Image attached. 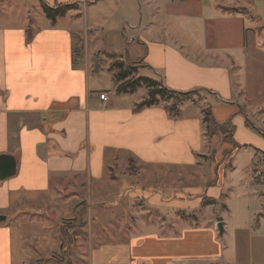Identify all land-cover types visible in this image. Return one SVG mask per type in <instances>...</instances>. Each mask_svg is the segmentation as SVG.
I'll list each match as a JSON object with an SVG mask.
<instances>
[{"label": "crops", "instance_id": "crops-1", "mask_svg": "<svg viewBox=\"0 0 264 264\" xmlns=\"http://www.w3.org/2000/svg\"><path fill=\"white\" fill-rule=\"evenodd\" d=\"M37 1L50 9L70 8L53 20L39 16L37 27L32 20L0 26V157L15 164L12 175L0 178V264H34L57 254L53 236L60 232L49 218L74 217L72 203L84 195L75 187L85 188L88 202H100V188L121 189L133 165L161 169L165 187L167 172L175 175L180 185L174 195L182 199H142L151 208L136 217L139 235L117 245H80L90 252L83 264H264V168L235 163L239 152L251 148L246 140H260L248 130L243 105L234 101L223 55L199 45L192 58L190 47L184 51L183 41L169 31V19L181 15L166 6L187 0ZM117 34L123 49L115 51ZM131 64L157 78L138 74L137 79L192 97L204 94L214 122L234 127L220 152L234 141L244 142L243 150L227 154L225 163L223 153V163L216 165L217 158L208 156L213 150L204 140L207 123L197 107H179L175 118L167 104L139 108L145 99L132 97L135 89L118 92L135 75L126 69ZM103 83L115 93L106 103L108 89L99 98L92 93ZM115 168L124 171L120 177L112 174ZM255 171L260 178L252 179ZM185 192L195 198L185 200ZM128 197V206L138 199L135 193ZM209 208L215 211L207 213ZM168 209L182 212L175 216ZM86 222L93 235L98 224Z\"/></svg>", "mask_w": 264, "mask_h": 264}, {"label": "rangeland", "instance_id": "rangeland-1", "mask_svg": "<svg viewBox=\"0 0 264 264\" xmlns=\"http://www.w3.org/2000/svg\"><path fill=\"white\" fill-rule=\"evenodd\" d=\"M37 0H0V26H18L26 25V21L32 20L35 27L38 26L37 18L41 16L44 18L45 13L43 6L38 5ZM46 7V6H45ZM169 12L177 11L181 16L178 19H169V31L172 34L178 36L184 44V51L187 47L189 48L190 57L194 46H201L206 50L213 53L223 55L224 61L221 63L226 64L230 68L231 82L233 92L235 94L234 101L241 103L243 113L247 116V120L250 124H253L255 129H248L254 133L260 140V142L250 143L247 140L244 142H233L227 151L220 150L223 147V143H229L231 141V132L234 129L233 125L226 123L217 124L218 126H225L223 131H217L212 135H205L204 140L207 148L212 149L213 154L208 155L211 158L216 157V165H220L227 162L229 153L243 150L242 143L251 147L247 150L238 153L235 163L239 166L245 164H255L260 169L264 168V0H187L183 3L180 1L173 6H166ZM205 10V11H204ZM204 19V21L202 19ZM174 29V30H173ZM118 44L116 50H122L120 47L122 44L121 35L117 34ZM179 41V40H178ZM179 45H182L179 41ZM129 47V46H128ZM119 52V51H118ZM79 64H82L83 59L79 60ZM137 63V60H133ZM124 62V61H122ZM109 68L111 64H107ZM132 69L126 66V69L133 70L135 75L131 74L128 79V84L135 82L136 77L139 75L145 76L148 79L155 78L149 74L148 70L137 69L135 64ZM137 65V64H136ZM121 74V73H120ZM140 77V76H139ZM154 79V80H155ZM125 81H122V83ZM106 83L103 85L99 84L98 88L92 89L95 93V97L103 95L102 91H109L108 95H115L114 91L109 88ZM134 86V85H133ZM131 87L125 88L124 91L131 92ZM137 88V89H136ZM130 89V91H129ZM123 91V92H124ZM135 94L132 96L136 100H144L148 97L149 89L140 83L139 87L136 86L134 90ZM99 92V93H97ZM191 97L183 99L180 104L177 105L179 108L192 104L197 107V110L206 113L205 107H209V103L206 101L207 97L204 94L197 97L194 93ZM110 97V96H109ZM156 100L160 104L171 105V100L166 99L163 94H158ZM182 112V111H181ZM243 115V116H245ZM175 118H178L176 116ZM260 132V133H259ZM258 151V153L255 151ZM220 152V154H219ZM247 152V154L245 153ZM253 157H249V153ZM223 153L224 156H223ZM258 154L257 160H254V155ZM227 155V156H226ZM223 156V161H222ZM209 157V158H210ZM208 158V157H207ZM201 159L199 162H202ZM206 160V158H205ZM208 163V161H207ZM139 166L138 164H136ZM130 169H126L125 173L128 174L126 181H122V188L113 189L109 187L100 188L103 199L100 202H88L87 196L85 195V188L75 187L74 190L83 196H78L81 200L75 201L72 205H76V212L72 219H64L65 214L61 213L58 218L51 216L49 219L52 222L51 227L58 232L60 235L53 236L60 248L57 254H51L50 259L44 257L36 260L34 264H78L79 260L88 262L89 253L85 250H80L84 245L88 248L89 245L93 246L98 243H106L109 245H117L128 241L129 236L139 235L140 227L139 220L136 219L140 215L143 209L150 211V205H143L142 199L149 200L153 196L157 195L160 199H169V201H180L182 197L175 196L174 193L179 185L176 182L175 175H171L167 172L168 184L165 187L164 181L160 179L162 174L161 169L154 168H142L139 169L131 166ZM125 169V168H124ZM124 171L122 168L117 172L115 168L112 171L114 177H120ZM138 173L139 176H136ZM111 172H106L105 179L110 180L112 178ZM185 175V174H184ZM183 175V178L186 177ZM136 176V177H135ZM179 179V178H177ZM100 187V186H99ZM92 186L96 190L99 188ZM89 189V187H87ZM75 192V191H74ZM137 196L138 199L134 200L133 204L130 203L128 206V194L129 193ZM92 193H95L93 191ZM183 192L180 191V194ZM190 192H185L183 197L185 200L188 196L193 199L195 196L189 195ZM90 196V194L88 195ZM86 201V202H85ZM94 201V200H91ZM81 202L82 204H79ZM142 202V203H141ZM103 203L104 206H102ZM43 207V204H39V208ZM43 209V208H42ZM47 209L42 211V214L48 215ZM60 210H63L60 209ZM170 214H177L182 211L173 212L168 209ZM85 211V214L82 212ZM208 211H215L213 208H209ZM200 212L203 213L201 210ZM188 213V212H186ZM198 214V212H197ZM136 215V216H135ZM179 214L175 215L178 216ZM149 216V214L147 215ZM144 217V214L143 216ZM156 218V216H154ZM94 224H98V229L93 228V235L89 234V229L86 221ZM187 220V219H184ZM136 221V222H135ZM83 222L84 225H83ZM96 222V223H95ZM135 222V223H134ZM134 223V224H133ZM87 224V225H86ZM93 226V224H92ZM91 226V227H92ZM90 232V233H91ZM125 239L124 241H122ZM79 243V245H77ZM89 244V245H88ZM65 253V254H64ZM71 257L72 260L69 258Z\"/></svg>", "mask_w": 264, "mask_h": 264}, {"label": "trees", "instance_id": "trees-1", "mask_svg": "<svg viewBox=\"0 0 264 264\" xmlns=\"http://www.w3.org/2000/svg\"><path fill=\"white\" fill-rule=\"evenodd\" d=\"M68 6H60L57 7L56 9H50L47 8L45 6H43V11L46 15L47 18L53 20L56 16L62 14L65 10H67ZM126 73L121 74L120 76L123 78L125 77ZM140 83H143L148 89V97L147 99H145L142 104L139 105V108L141 107H149V106H153L155 104L158 103V101L156 100V96H158V94H163V96L166 97V99H170L171 100V105L169 106H165L167 112L170 115L176 116L178 113V107L177 105L185 98L190 97L191 94H193L192 92H187V93H179V92H174L171 90H167V89H162L158 84H156L155 82L151 81V80H147L146 78H139L137 80H135V82H132L130 84H128V82H126L123 85H120L117 89L118 92H121L122 90H124L125 88L131 87L132 86V90L135 89L136 86L140 85ZM134 85V86H133ZM129 89V90H130ZM206 113L204 114V121L207 123L206 124V134L207 135H212L213 133H216L217 131H223L225 128V126H218L213 118L210 115V111L208 109H205ZM246 125L248 128H251V125L246 122ZM130 164H132V161H130ZM129 164V165H130Z\"/></svg>", "mask_w": 264, "mask_h": 264}, {"label": "water", "instance_id": "water-1", "mask_svg": "<svg viewBox=\"0 0 264 264\" xmlns=\"http://www.w3.org/2000/svg\"><path fill=\"white\" fill-rule=\"evenodd\" d=\"M14 162H11L10 158L0 157V178H4L12 175L14 172ZM0 221H4V218H0ZM218 232H222V227L219 224L217 226Z\"/></svg>", "mask_w": 264, "mask_h": 264}, {"label": "built area", "instance_id": "built-area-1", "mask_svg": "<svg viewBox=\"0 0 264 264\" xmlns=\"http://www.w3.org/2000/svg\"><path fill=\"white\" fill-rule=\"evenodd\" d=\"M108 98H109V95L106 94L105 96H103L102 98V103H106L108 101ZM252 179H258L261 177V173L259 171H255L253 174H252Z\"/></svg>", "mask_w": 264, "mask_h": 264}]
</instances>
